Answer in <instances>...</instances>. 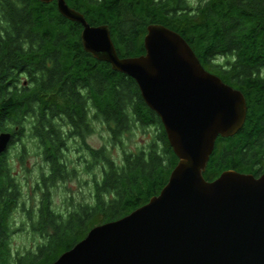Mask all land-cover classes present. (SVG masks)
Instances as JSON below:
<instances>
[{"label": "trees", "instance_id": "16d2710c", "mask_svg": "<svg viewBox=\"0 0 264 264\" xmlns=\"http://www.w3.org/2000/svg\"><path fill=\"white\" fill-rule=\"evenodd\" d=\"M93 26L106 25L120 57L145 53L151 24L178 32L203 67L239 89L246 117L229 137H217L203 176L214 180L233 169L259 176L264 172V0H65ZM82 25L62 16L56 1L0 0V127L9 119L31 127L40 138L61 112L75 122V110L89 100L94 120L108 129L111 142L134 127L151 136L147 143L114 159L107 147L93 149L95 178L90 202L78 204L67 220L45 215L39 224L42 243L15 253V264H51L93 226L118 219L159 194L178 162L160 118L141 97L136 82L83 48ZM13 75L9 96L6 79ZM27 79L22 86L21 79ZM84 114L79 112V119ZM0 160V183L7 176ZM0 187V191L3 193ZM0 193V200L6 195ZM9 196V195H8ZM12 197V196H9Z\"/></svg>", "mask_w": 264, "mask_h": 264}, {"label": "water", "instance_id": "95a60500", "mask_svg": "<svg viewBox=\"0 0 264 264\" xmlns=\"http://www.w3.org/2000/svg\"><path fill=\"white\" fill-rule=\"evenodd\" d=\"M40 1H56L62 16L82 25L83 48L136 82L178 158L159 194L93 226L51 264H264V172L203 176L217 137L232 136L245 120L242 92L162 24L147 27L144 54L120 57L106 25H90L65 0ZM10 137L0 133V153Z\"/></svg>", "mask_w": 264, "mask_h": 264}, {"label": "flooded vegetation", "instance_id": "af4514ba", "mask_svg": "<svg viewBox=\"0 0 264 264\" xmlns=\"http://www.w3.org/2000/svg\"><path fill=\"white\" fill-rule=\"evenodd\" d=\"M187 1L196 4L200 0ZM14 81L13 75L6 79L9 96L14 93ZM21 81L22 86L28 85L27 79L23 78ZM9 106L11 115L0 127V133L11 135L7 148L0 153V160L4 162L7 170L6 178L0 183V187L4 188L1 189L3 193H0L6 195L0 200V264H15V251L11 244L16 234L23 232L28 237L38 234L33 239L37 237L38 241H43L39 224L45 215L51 217L59 214L61 220H67L71 216L73 220L78 205L74 204L70 197L66 203L69 206L66 207L67 214L56 210L52 204L51 191L59 184L64 186L68 181H77L79 165L85 174L91 177L86 183H91L92 193L95 183L92 172L94 148L88 142V138L94 134L95 110L89 100L83 104L80 111H74V124L59 112L51 119L53 126H42L40 138L30 134L31 127L27 124L23 129L14 124L13 102ZM79 112L84 114L82 119H79ZM29 158L34 160L35 176L30 174L31 167L23 168L24 174H21L20 170L13 171L10 162L22 164Z\"/></svg>", "mask_w": 264, "mask_h": 264}, {"label": "rangeland", "instance_id": "374dc122", "mask_svg": "<svg viewBox=\"0 0 264 264\" xmlns=\"http://www.w3.org/2000/svg\"><path fill=\"white\" fill-rule=\"evenodd\" d=\"M151 129L152 128H147L146 133L140 127H134L129 131V133L121 136L118 142H111V137L109 136L108 129L104 128V126L99 122H95L94 134L88 138V142L94 149H99L102 146L107 147L111 156L117 161H120L123 149L128 151H135L136 149L143 147L147 143L148 138L152 134ZM33 163L34 160L32 158H29L22 164L18 162H10V166L12 167L14 172L20 170L21 174H24L23 168L31 167L32 169L30 171V174L35 176L36 171H34ZM81 167V165H79L78 167L79 174L77 181H68L64 184V186L59 184V186L55 187L51 191L53 207L58 211H62L64 214L68 213V210L66 209L68 205H66V203L68 202L67 199H69L70 197L76 205L85 204L86 202H90L92 200V185L91 183H86V181L90 180L91 177L87 176ZM92 172L94 173V177L96 179H100L101 172L99 168L93 166ZM27 173H29V171ZM31 179H33V177H31ZM37 235L38 234H34L32 237H28L26 233L20 232L14 236L11 247L13 248L15 253L16 251L25 252L26 250H34L36 248L35 246L42 243V240L38 241L39 238L37 237L33 239V237Z\"/></svg>", "mask_w": 264, "mask_h": 264}]
</instances>
